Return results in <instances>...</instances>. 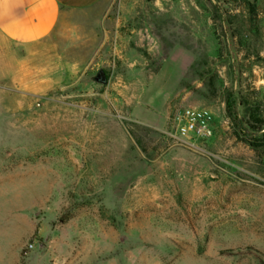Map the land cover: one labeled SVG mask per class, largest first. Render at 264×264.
<instances>
[{
    "label": "rangeland",
    "instance_id": "374dc122",
    "mask_svg": "<svg viewBox=\"0 0 264 264\" xmlns=\"http://www.w3.org/2000/svg\"><path fill=\"white\" fill-rule=\"evenodd\" d=\"M263 53L264 0H101L0 36V264H264Z\"/></svg>",
    "mask_w": 264,
    "mask_h": 264
},
{
    "label": "crops",
    "instance_id": "0c3cea01",
    "mask_svg": "<svg viewBox=\"0 0 264 264\" xmlns=\"http://www.w3.org/2000/svg\"><path fill=\"white\" fill-rule=\"evenodd\" d=\"M100 1L0 0V36L18 45L39 43L60 27L67 12L86 10Z\"/></svg>",
    "mask_w": 264,
    "mask_h": 264
},
{
    "label": "built area",
    "instance_id": "2783aa9c",
    "mask_svg": "<svg viewBox=\"0 0 264 264\" xmlns=\"http://www.w3.org/2000/svg\"><path fill=\"white\" fill-rule=\"evenodd\" d=\"M186 121L187 129L194 132L198 136L210 137L212 135V131L210 128L205 125H197L195 118L191 116L190 112L186 113Z\"/></svg>",
    "mask_w": 264,
    "mask_h": 264
},
{
    "label": "water",
    "instance_id": "95a60500",
    "mask_svg": "<svg viewBox=\"0 0 264 264\" xmlns=\"http://www.w3.org/2000/svg\"><path fill=\"white\" fill-rule=\"evenodd\" d=\"M99 80H100L101 82L104 81V77H103V73H102V72H100V74H99Z\"/></svg>",
    "mask_w": 264,
    "mask_h": 264
}]
</instances>
